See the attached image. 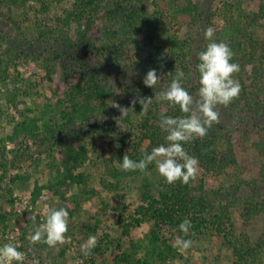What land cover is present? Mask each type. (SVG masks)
I'll use <instances>...</instances> for the list:
<instances>
[{
    "label": "trees",
    "instance_id": "1",
    "mask_svg": "<svg viewBox=\"0 0 264 264\" xmlns=\"http://www.w3.org/2000/svg\"><path fill=\"white\" fill-rule=\"evenodd\" d=\"M263 17L264 0H0V230L26 221L15 244L23 264L36 259L31 216L35 225L42 222L33 205L46 194L58 196L56 208L69 212L65 235L97 238L83 255L86 264L200 263L206 259H193L192 247L212 238L233 253L234 263L264 264V233L255 239L242 234L232 211L241 206L244 223L264 214V158L256 162L259 176L249 179L250 163L239 155L245 143L264 157ZM208 27L215 30L212 39L234 53L241 91L227 107L217 106L220 122L206 136L183 144L199 161L196 179L168 184L154 164L151 175L121 170L126 152L138 161L167 143L161 111L184 115L178 105L155 98L142 112L132 99L154 97L176 68L186 74L182 86L197 97V53L210 42ZM29 61L46 78L60 69L70 73L69 91L49 95L40 90L42 80L22 77L19 67ZM152 68L161 76L155 89L143 83ZM112 102L128 107L127 116ZM31 181L32 208L20 213L15 189ZM92 201L95 210L87 208ZM185 218L192 225L187 236L179 229ZM180 237L192 247L174 248ZM58 245L65 254L66 243Z\"/></svg>",
    "mask_w": 264,
    "mask_h": 264
},
{
    "label": "clouds",
    "instance_id": "2",
    "mask_svg": "<svg viewBox=\"0 0 264 264\" xmlns=\"http://www.w3.org/2000/svg\"><path fill=\"white\" fill-rule=\"evenodd\" d=\"M215 30L208 27L204 30L206 40L210 42L206 49L197 53L199 63L197 70L199 73V88L197 97L191 95L182 86V80L186 74L176 68L175 75L170 84L161 91H155V95L146 97H135L131 104L133 107L137 102L142 106V112H147L153 98L156 101H167L172 105H178L182 116L173 117L160 113L159 127L166 133L167 143L160 144L152 148L151 152H145L143 157L136 161L131 159L127 152L123 155L122 163L119 165L123 171H137L151 175L147 171L150 164H154L160 176L168 184L177 181L187 185L191 180H195L198 175L199 161L191 156L184 149L183 144L196 137L203 138L207 135L208 129L220 122V113L216 110L218 105L227 107L241 91L240 82L234 78V74L240 71V65L232 62L234 53L230 46L224 41H215L213 36ZM167 75H172L169 72ZM161 80L155 68L150 69L143 78L146 87L155 89ZM111 107L119 110L121 116H127L128 107H124L117 102H112ZM117 124L120 125L117 120ZM69 212L66 208L45 207L43 220L39 225H35V216H31L34 223V231L30 233V243H45L49 247L66 242L65 234L68 231ZM191 221L185 218L179 229L187 236L190 233ZM194 235V233H193ZM193 241L183 237L177 238L173 247L184 252L192 247ZM97 245V238L89 236L87 241L81 245L83 255H90ZM25 255L19 251L12 243H5L0 246V264H13L19 262L23 264Z\"/></svg>",
    "mask_w": 264,
    "mask_h": 264
},
{
    "label": "rangeland",
    "instance_id": "3",
    "mask_svg": "<svg viewBox=\"0 0 264 264\" xmlns=\"http://www.w3.org/2000/svg\"><path fill=\"white\" fill-rule=\"evenodd\" d=\"M67 5V4H66ZM18 11V10H17ZM18 13V12H15ZM22 20L23 17H18ZM24 23L27 24V22L24 20ZM262 23L264 24V17L262 19ZM19 70L21 72L22 77L26 78H32L33 81L36 82V80H42L43 84L40 85V90H45L49 95H53L52 89L57 92L59 95H63L64 92L67 90L69 91V86H71L72 82V75L67 72V77L65 76V72H63V69H60L59 71L52 74L51 77L46 78V73L43 70V68L33 62L29 61L25 64L20 65ZM67 78V79H66ZM44 79V80H43ZM77 81V80H76ZM56 96L54 97V99ZM260 135L253 133V139L258 138ZM8 147H12V143L8 144ZM239 155L245 158L247 160L246 162L250 163L249 168H247V171L245 175L252 179L253 177L259 176V165L257 160L263 159L264 157L261 155L257 156V152L254 150L253 145H249V147L246 149V145L244 143L243 148L240 150ZM15 171H12L11 173L14 174ZM31 181L30 186L27 187V189H15V195L17 196V203L16 207L20 211V213H24V211L28 208H32L29 202L30 199V192L32 189V183ZM134 196V195H133ZM1 202V201H0ZM60 202L58 196L54 195H47L43 199H39L37 203L34 206L33 210L34 213H38L43 218V211L44 208L47 207H57V204ZM97 207V201H92L90 204H88L87 208H90L91 210H95ZM233 211V217L235 220V224L238 228V230L244 234L249 235L250 238H258L264 233V214L259 215L258 217H255L251 222L244 223V219L242 216L243 208L241 206L234 207L232 209ZM112 214V213H110ZM29 216V214H27ZM112 216V215H111ZM86 217V215L80 217L83 218ZM79 218V217H78ZM43 220V219H42ZM13 223L18 221L16 218H13ZM23 226H26V221H24L22 224L15 223L11 225V228H8V230L4 233L2 230H0V246H3L5 243H12L14 246L16 244V241L19 239V236L21 235V232L24 230ZM66 237V248H65V254L61 253L62 249L60 245H56L55 247H45V248H37L35 244L30 245V247L33 248L34 254L36 256L35 261L32 264H86L85 259L83 256V253L81 252V245L85 243L84 239L82 241L74 239L71 236ZM81 237V236H80ZM67 243L69 244V247L67 248ZM195 251L192 252L193 255L199 258V256H203L208 264H236L234 263V256L233 253L223 246L219 240L212 238L211 240L201 241L199 243H195L192 247ZM63 254V255H62ZM206 261H201L200 263H206ZM188 262H185V260H179L175 264H187ZM199 261H193V264H200Z\"/></svg>",
    "mask_w": 264,
    "mask_h": 264
}]
</instances>
